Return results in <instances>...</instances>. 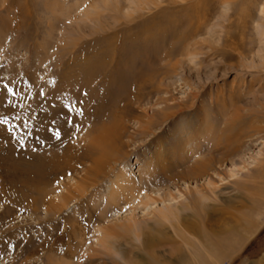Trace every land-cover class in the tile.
Masks as SVG:
<instances>
[{"label": "rangeland", "instance_id": "374dc122", "mask_svg": "<svg viewBox=\"0 0 264 264\" xmlns=\"http://www.w3.org/2000/svg\"><path fill=\"white\" fill-rule=\"evenodd\" d=\"M0 98V264H98L81 242L130 222L136 230L112 240L121 264H195V247L149 219L167 205L178 211L211 176L179 177L229 112H239L227 133L242 149L220 165V198L189 220L203 225L206 209L229 224L221 207L237 206V185L256 178L253 192L264 189L255 170L264 164V0H0ZM160 163L179 178L161 181ZM118 172L143 189H112ZM131 192L158 195L138 205ZM254 210H244L247 238L214 264L264 257V204Z\"/></svg>", "mask_w": 264, "mask_h": 264}, {"label": "bare ground", "instance_id": "6f19581e", "mask_svg": "<svg viewBox=\"0 0 264 264\" xmlns=\"http://www.w3.org/2000/svg\"><path fill=\"white\" fill-rule=\"evenodd\" d=\"M228 3H229V1H228ZM194 4L195 3H191L190 5L187 6V8L192 7L191 5H194ZM196 6L199 9V6H201V5H200V3H198V4H196ZM199 12L200 11H198V13ZM235 110H237V109H235ZM229 113H228V115L224 116V118L227 120L224 119L226 121L225 122L226 125L223 128V130L218 131L216 128H214V126H212V124H210V127H208V129L206 131H204V133L202 134L204 139H202V142L200 143L201 145L199 144L200 146L199 145L195 146V148L192 150L195 153V155H198V154H196V153H199L198 151L203 152L205 155L202 156L201 158H196L194 160V162L188 167V169L179 175V177H181V178H185V177L189 178L190 177V178H196L197 179L199 177H202V175H206L207 173L212 171L211 176L206 178V182L204 184H202L201 186L199 185L200 186L199 190H197L198 188L196 190H194L192 188L188 189L190 191V194L188 193V195H187L188 202L180 203L181 207H179L177 205L176 209H178V211H175L172 208V206L167 205L165 207V209L160 208V209H158V211L155 209V212H153V217L149 219V221H152V224L154 226L159 227L160 232H167V231L169 232L172 228L173 232L175 234H177L178 236H180L185 241L186 244H189V245H192L193 247H195L196 250H195L194 256H193V262H195V264H202V261L204 259L205 260L208 259L207 263L214 264V263H216L215 261L219 262V260L226 259L233 252H235V249H237V247L241 245L243 240H245L247 238L246 235L248 233V228H249L247 224L249 223L250 219H249L248 214L246 212H244V210L253 211L254 209L256 210L258 207H262V204H264V202H263L264 201V189L259 188L258 191L253 192L255 184L258 183V181L255 178V181H249L250 183H248V182L239 183V184L237 183L238 184L237 185L238 191L233 196V199H237V200H235L237 202V206H234L232 208L228 207L225 209V211H224L223 207H221V211L223 210V212L220 214H223L224 218L229 217V219L231 221V222H229V224L226 223L225 225H221V224L217 225L215 220H216V218L218 220L219 216L215 217V215L211 214L210 212L207 214L206 209H205V214L204 215L202 214L197 220V221H201V223L203 225H198L197 222L193 223L192 220L191 221L189 220L191 214L195 215V214L199 213L197 210V207L203 206V204H205L204 199L210 198V199L216 200V198H220V195L217 192V188L219 186L215 185V183H217L216 180H217V176H218L219 172L220 171L222 172L220 165H222V163H224V162H228L230 160L232 161L234 159V157L242 149L241 148L242 144L237 143L236 140L233 141L232 138H230L231 136H229V134H228L231 130H234L235 127L237 126L236 123L234 122V119L236 117L238 118L239 112L237 113V115L236 114L234 115L233 113L232 114H229ZM262 130H264V129H262ZM106 131L113 134L112 130H106ZM259 131H260V129H259ZM103 134H104L103 132L100 134H97V138H99V140L101 139V137H103V139L100 140V142L105 140V134L104 135ZM214 134H216V135H214ZM231 134H232V132H231ZM257 134H259V133H257ZM112 137H114V136H112ZM205 137H207V138L205 139ZM218 138L219 139L225 138L229 142L228 145L227 146L224 145L225 147L220 148L219 144L221 141ZM98 141L96 143H98ZM220 145H222V143ZM196 147H199L201 150L197 151ZM96 149H98V148H96ZM95 155H96V152H95ZM104 161L105 160H103V159L96 160L95 161L96 165L91 169V171H95V172L100 171V167L105 163ZM67 162L72 163L69 160ZM161 166H162V168L160 169V172L163 175V176L160 175L161 181H165V180L170 181V180H173L175 178H179L176 174H171L170 176H167L169 169H166V166H164L162 164H161ZM170 166L172 169L175 168V167H172V165H170ZM212 169H215V170H212ZM231 169H233V168H231ZM123 170L124 169H122L121 171H123ZM255 170L258 171L257 179L261 178L264 181V164ZM217 171H218V173H217ZM120 173L121 172H118V174L116 175L112 189L117 190L121 186L118 184L120 182L124 183V187L127 184L126 187L130 186V188L132 190L134 189V190L139 191L140 189L138 190V188H142L141 186L140 187L137 186L138 183L136 185H133L135 183L136 179H134V178L131 179L132 177H128L127 175L125 176V174L123 176L122 175L120 176ZM234 175H235V173H232L231 178H233L232 176H234ZM142 178L145 181L151 180V183H154L155 180H157L156 179L157 177L155 178V175L152 177L148 176V178H147V176H144ZM153 178L155 180H153ZM35 180H34V182H35ZM36 181H38V179ZM147 184H148V182H147ZM36 186H38V185H36ZM34 188L38 189V187H35V186H34ZM118 190H120V189H118ZM119 194H120V191H119ZM131 194H130L131 195L130 197L132 198V201H133L132 203H135L138 205L141 203L146 204L150 200L153 199L154 195H158L157 192L153 193L154 194V195L152 194L153 196L150 194H144L143 193L140 196V200H138L136 197L134 199V194L132 192H131ZM135 195H136V193H135ZM258 195L260 196V198H258L260 203H258V206H257L256 201L258 199L255 198V200H254L253 197L254 196L257 197ZM65 197H66V195H65ZM225 201H228V200H225ZM254 202H255V204H254ZM110 204H111V202H110ZM205 206H211V205H205ZM212 206L214 207V205H212ZM189 209L192 211L191 213H188ZM180 216H181V219H180ZM133 221H134V223H137L138 220L135 219ZM149 223H151V222H149ZM213 223H215V225H213ZM119 227L120 228L117 229V228H115V226H112L109 224L103 225V226L101 225L97 229L98 233L94 237V239L85 238L84 243L81 242V246L83 248H84V245L88 244V246H86L84 248V250L87 251L88 253H90V255L92 257L97 256L98 258H96V261H99L98 264H100V263L110 264L111 262L116 263V264H121L120 259H116V257H115V255H119V253H121V247L119 244L116 243L117 241H112V240L114 238L119 239V238L125 237V235L123 233H120V231H119V229H121V228H123V229L126 228L127 231H130L132 229V232H134V230H136V229L134 227V224H132V222H130V224H127V226L125 224V226L120 225ZM252 231H253V228H252ZM188 234L189 235H192V234L198 235L200 237H203V240H200V244H199V242L192 241V239L190 237H188ZM82 240H83V238H82ZM241 240H242V242H241ZM67 253H69V252H67ZM84 257H82V259L86 260L87 262L90 261L92 263L94 261L92 257L91 258L90 257L84 258ZM251 264H264V257L259 259V260L251 262Z\"/></svg>", "mask_w": 264, "mask_h": 264}, {"label": "snow or ice", "instance_id": "6c2138e0", "mask_svg": "<svg viewBox=\"0 0 264 264\" xmlns=\"http://www.w3.org/2000/svg\"><path fill=\"white\" fill-rule=\"evenodd\" d=\"M4 88H5V91L7 92V93H10V94H12V95H15V93H14V91H13V89L12 88H10V87H8L7 85H5L4 86ZM4 102H6L3 98H0V106H2V104L4 103ZM6 111H11V108H9V109H7ZM82 111V110H81ZM0 123H8V121L7 120H0ZM56 136L59 138L60 136H61V132L60 131H57L56 132Z\"/></svg>", "mask_w": 264, "mask_h": 264}]
</instances>
